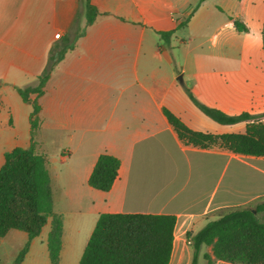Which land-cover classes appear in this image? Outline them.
Wrapping results in <instances>:
<instances>
[{
  "label": "crops",
  "instance_id": "0c3cea01",
  "mask_svg": "<svg viewBox=\"0 0 264 264\" xmlns=\"http://www.w3.org/2000/svg\"><path fill=\"white\" fill-rule=\"evenodd\" d=\"M91 3L100 15L88 26L83 0H0V169L16 148L34 144L47 157L54 212L64 225L59 264H80L103 214L175 216L169 264H193L194 234L231 210L264 202V157L185 145L164 110L194 131H246L247 122L208 117L191 92L209 108L264 121V0ZM233 18L248 31L239 32ZM170 32L164 41L161 33ZM67 44L74 48L38 98L32 137L33 105L16 87L35 83L52 48ZM102 154L121 161L108 192L89 185ZM51 230L49 221L22 264H51ZM27 242V233L9 231L0 264H13ZM206 253L210 247L198 264H209Z\"/></svg>",
  "mask_w": 264,
  "mask_h": 264
},
{
  "label": "trees",
  "instance_id": "16d2710c",
  "mask_svg": "<svg viewBox=\"0 0 264 264\" xmlns=\"http://www.w3.org/2000/svg\"><path fill=\"white\" fill-rule=\"evenodd\" d=\"M87 25H92L100 15L91 0H83ZM239 32L248 31L240 18H233ZM174 32L161 33L169 41ZM264 50V25L262 30ZM74 45L52 48L48 64L36 82L26 87H16L24 102L33 105L31 115L32 137L39 128L41 107L38 98L45 94V87L52 73ZM194 103L208 117L223 125L247 122L246 131L238 134L215 135L198 132L187 127L181 119L164 110L180 140L188 146L201 149L221 148L236 154L264 157V121L261 116L244 113L227 115L220 110L201 104L191 92ZM36 95L33 100L32 96ZM264 117V115L262 116ZM121 161L110 154H102L94 167L89 185L108 192L119 178ZM51 221L49 254L51 264L60 263L62 249L63 219L54 212L51 178L48 160L35 150L16 148L6 154L0 169V243L11 230L28 235V242L13 264H22L31 241L38 237ZM176 217L171 215L103 214L88 242L80 264H169L173 246ZM193 264L203 247L209 264L216 260L232 264H264V202L253 209L231 210L221 218L208 223L194 234Z\"/></svg>",
  "mask_w": 264,
  "mask_h": 264
},
{
  "label": "rangeland",
  "instance_id": "374dc122",
  "mask_svg": "<svg viewBox=\"0 0 264 264\" xmlns=\"http://www.w3.org/2000/svg\"><path fill=\"white\" fill-rule=\"evenodd\" d=\"M207 250L210 251L209 248H208ZM4 252H7V254L4 253ZM4 252H3V254H6V255H7V256H5V260H7V257H8V255H9V253L11 252V250L9 249V250H6V251H4ZM201 262H202V264H204L203 258H201Z\"/></svg>",
  "mask_w": 264,
  "mask_h": 264
},
{
  "label": "built area",
  "instance_id": "2783aa9c",
  "mask_svg": "<svg viewBox=\"0 0 264 264\" xmlns=\"http://www.w3.org/2000/svg\"><path fill=\"white\" fill-rule=\"evenodd\" d=\"M60 37H61L60 34H57V35H56V38H57V39H59ZM188 244H189V245H193V241H192V240H189Z\"/></svg>",
  "mask_w": 264,
  "mask_h": 264
}]
</instances>
